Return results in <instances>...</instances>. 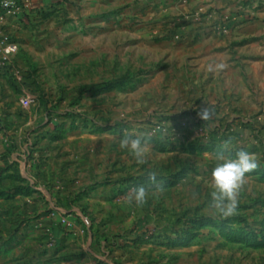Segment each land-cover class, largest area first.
<instances>
[{"label": "rangeland", "instance_id": "1", "mask_svg": "<svg viewBox=\"0 0 264 264\" xmlns=\"http://www.w3.org/2000/svg\"><path fill=\"white\" fill-rule=\"evenodd\" d=\"M216 2L42 0L0 23L18 46L0 67V264H30L25 249L55 243L51 226H24L29 203L9 195L25 157L26 185L51 186L37 175L59 143L54 202L67 213L48 214L63 233L71 216L80 252L92 240L82 264H264V25L249 5L238 12L245 0ZM125 137L147 141L144 164L120 147ZM241 149L259 167L222 217L211 174L217 153ZM141 186L146 203L128 205Z\"/></svg>", "mask_w": 264, "mask_h": 264}, {"label": "crops", "instance_id": "2", "mask_svg": "<svg viewBox=\"0 0 264 264\" xmlns=\"http://www.w3.org/2000/svg\"><path fill=\"white\" fill-rule=\"evenodd\" d=\"M48 1L52 3L53 1L57 0ZM215 1H217V4L221 5L226 4L227 2L232 4V2L236 0ZM245 1V4L249 5L252 13H255V20L261 22L263 21L264 25V0ZM31 3V8L34 9L38 7L39 3L42 4V0H32ZM28 10L30 11V9ZM29 11L27 12L28 14ZM11 27H9L10 31H7L6 34H11ZM48 151H50L49 157L47 159L48 161L40 168L37 176L38 178L40 177L43 180L47 181L49 185L51 184V186L46 189H42L31 186V184H29L31 187L29 185H26L25 181L29 180L27 179L29 174L35 173V168L31 172L28 171L32 170L33 163H29L26 157L24 159L25 161L23 167L21 166V164L18 165L17 174L14 173V175H12L14 184L17 185L15 186V189L12 191L11 195H9V198H13L15 196L17 198H23L26 202L29 203V205H27V215L29 219L24 222V226H51L52 232L55 236V243L52 247L46 246L45 243L40 244L39 242H37L39 240H36L37 243L31 246L30 249H25V256L27 260L31 262L30 264H82V260L89 257L88 255L91 251L88 248H90L92 240L89 238L86 242V246L88 248H84V252L89 251V254L80 252L79 247H81V244L73 238L72 231H70L68 226H64L65 233H63V230L61 231V227L59 228V226H57L58 223L56 222V218L50 217L48 214H52L53 212L51 211H59V215L67 213L64 209L61 208L60 205L55 206L56 203L54 202V196L56 194L54 193L55 191L58 192V198L61 200V143H59L58 145H52V147H50V150ZM56 155L59 158L55 163L54 156ZM65 178L66 177H63V179ZM34 194L42 195L44 201L42 200L40 202L39 200H30V196ZM68 218L69 220H71L70 215H68ZM67 232H70L71 234H68ZM99 261H97L96 264H115L106 259V257L99 258ZM114 261H116V264H121V261H119L118 258H115Z\"/></svg>", "mask_w": 264, "mask_h": 264}, {"label": "clouds", "instance_id": "3", "mask_svg": "<svg viewBox=\"0 0 264 264\" xmlns=\"http://www.w3.org/2000/svg\"><path fill=\"white\" fill-rule=\"evenodd\" d=\"M223 63L215 67L209 65L210 71L223 69ZM203 120L209 118V111L204 108L200 113ZM120 147L126 148L138 164L145 163L147 154V141L141 137H125L120 141ZM219 163L212 171L211 207L222 217H227L236 211L239 193L245 183L246 174L254 172L259 167L257 156L246 150H239L234 158H225L223 152L217 153ZM157 174L150 173L149 180L155 182ZM147 200V192L144 187H138L127 200L128 205L143 206Z\"/></svg>", "mask_w": 264, "mask_h": 264}, {"label": "built area", "instance_id": "4", "mask_svg": "<svg viewBox=\"0 0 264 264\" xmlns=\"http://www.w3.org/2000/svg\"><path fill=\"white\" fill-rule=\"evenodd\" d=\"M31 1L32 0H23V3L21 4L17 0H2L0 5V23L4 22L8 18L18 16L22 11V7H27L30 5ZM245 8H247V4L241 3L238 7V12L240 13L241 11H245ZM203 12V9H199L194 14H192V16L199 17ZM222 31L226 32L227 27L223 26ZM0 47V67L9 66L12 57L18 51V46L14 41L9 40L7 37H0ZM32 102L33 98L30 95H27L21 99V103L24 107L29 106ZM60 222L65 226H70V222L66 218H61ZM83 222L85 225H88L87 219H83Z\"/></svg>", "mask_w": 264, "mask_h": 264}]
</instances>
